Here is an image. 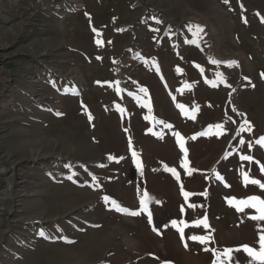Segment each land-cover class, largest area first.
<instances>
[{
    "label": "rangeland",
    "instance_id": "obj_1",
    "mask_svg": "<svg viewBox=\"0 0 264 264\" xmlns=\"http://www.w3.org/2000/svg\"><path fill=\"white\" fill-rule=\"evenodd\" d=\"M262 73L264 0H0V264H212L205 247L258 248L264 221L229 201L264 199L242 177L264 183ZM144 191L152 224L104 200L137 211Z\"/></svg>",
    "mask_w": 264,
    "mask_h": 264
},
{
    "label": "snow or ice",
    "instance_id": "obj_2",
    "mask_svg": "<svg viewBox=\"0 0 264 264\" xmlns=\"http://www.w3.org/2000/svg\"><path fill=\"white\" fill-rule=\"evenodd\" d=\"M227 2L228 0H225V3ZM157 23H159V21H157ZM191 27L195 29L193 32V35L197 38V40H199L200 34L203 32V28L200 27L199 25H195ZM193 42L195 43L196 41H193ZM213 63H219V61L213 60ZM228 65L229 67L238 66V62L229 61ZM262 76H264V73H262ZM141 91H144V90L141 89ZM245 124H248V130L251 131V125L247 121H245ZM217 127H219V125H217ZM176 136H177V143L179 144L181 151L185 152L186 154V149L184 148L183 138L180 137L179 133H176ZM129 143L131 147V141H129ZM243 143L244 141H241V144ZM256 143L259 144L262 148H264V136H261L256 141ZM249 148L251 149V144L249 145ZM131 154L133 158V163L138 168L141 167V161L138 159L137 152L133 150ZM109 159H114V158L110 156ZM241 159L247 160V161H253L254 158L249 155H244V156H241ZM181 167L184 168L189 175L191 174L192 169L189 168L187 160L181 161ZM165 170L169 171L176 178L177 181L180 180V175L176 172L175 168H168L167 166H165ZM261 171L264 172V166H261ZM242 177H243V182L246 185L249 183L253 185H258L262 190H264V183H262L260 180L249 177L247 173H242ZM218 178L220 177L218 176ZM69 179H71V177H69ZM93 179H95V177ZM181 194L185 197V200H187L188 197L193 195V193L185 191L182 185H181ZM149 199L150 197H149L148 192L144 191L142 195H140L139 210L134 211V210H129L127 208H124L117 201L110 200V198L107 196L104 197V200L106 202H111L117 211L126 213L128 215H132V216H137V215H140L141 213H145L148 217V222L152 224V214L148 206ZM229 202L230 204L235 206L238 211H242L244 207H251L255 209L257 214L250 216L249 219H252L254 221H264V199H261L260 197L253 195V196L248 197L247 199L238 200V201L235 198H231ZM181 211H183V209H181ZM178 223L179 222L177 220L171 221V225L177 228V231L180 233L181 240L183 241L184 240V229L183 227H178ZM201 224H203L205 229L209 227L206 216L203 218V220H199L196 222V226H199ZM153 230L157 231L155 226H153ZM258 232L260 233L258 248H255L249 245H242L237 249H232V248L225 249L222 253H219V254L217 253L216 249L205 247L204 250L212 253V256L214 257V259L212 260V264H222V258H225V257L227 258V264H236L233 253L237 251H243L249 258L250 264H264V229H261L258 227ZM41 235H43V233H41ZM189 239L193 241H197L200 244H208L212 241V237L210 235L191 236L189 237ZM185 247L187 248V243H185Z\"/></svg>",
    "mask_w": 264,
    "mask_h": 264
}]
</instances>
